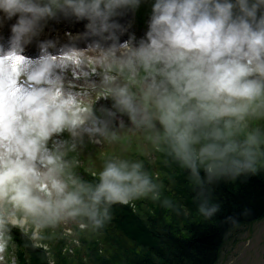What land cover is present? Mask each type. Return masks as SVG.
<instances>
[{
  "label": "clouds",
  "instance_id": "1",
  "mask_svg": "<svg viewBox=\"0 0 264 264\" xmlns=\"http://www.w3.org/2000/svg\"><path fill=\"white\" fill-rule=\"evenodd\" d=\"M141 0H0V23L12 21L9 56L22 52L49 21L84 23L98 89L112 100L104 119L76 111L61 95L66 57L49 52L20 65L26 87L0 94V264L11 229L32 237L77 220L103 228L112 205L154 189L140 163L112 160L89 184L68 153L83 137L116 139L113 120L164 142L197 183L264 168V0H154L138 41L122 19ZM127 35V39H123ZM2 50V46H0ZM82 55V53H81ZM124 128V120L119 119ZM70 134V141L59 139ZM94 142H99L98 139ZM217 206L201 207L211 216Z\"/></svg>",
  "mask_w": 264,
  "mask_h": 264
},
{
  "label": "trees",
  "instance_id": "2",
  "mask_svg": "<svg viewBox=\"0 0 264 264\" xmlns=\"http://www.w3.org/2000/svg\"><path fill=\"white\" fill-rule=\"evenodd\" d=\"M153 3L141 0L137 9L140 19L151 16ZM94 96V101L79 105L89 111L88 116L104 119L102 110L111 109L113 102L99 90ZM121 118L124 128L119 126ZM110 130L117 138L100 137L103 148L83 139L68 153L67 159L75 162L73 173L95 185L107 162L126 160L129 164L140 163L155 187L128 205H112V218L103 228L94 229L89 224L80 229L75 224L79 244L70 240L62 223L43 229L41 240L49 247L55 264H217L230 234L264 218V168L255 174L224 177L211 183L201 171L202 183H197L167 144H157L143 131L134 130L127 116L118 114ZM59 139L70 141V134L65 132ZM202 206H217V211L205 216ZM10 235L3 264H51L48 252L34 245L31 230L25 233L12 228ZM139 240L140 248L134 244Z\"/></svg>",
  "mask_w": 264,
  "mask_h": 264
},
{
  "label": "rangeland",
  "instance_id": "3",
  "mask_svg": "<svg viewBox=\"0 0 264 264\" xmlns=\"http://www.w3.org/2000/svg\"><path fill=\"white\" fill-rule=\"evenodd\" d=\"M71 20H56L49 21L44 28L42 34L35 38L32 43L27 45L22 52H17L15 56H9L11 49L6 53H0V94L7 96L8 93L18 91L22 87H26L27 82L21 72L20 65L24 60L37 59L41 55V42L53 41L54 48H50L49 52L53 55L62 56L66 52L71 50V55L65 56L66 67L59 69L57 74L61 76V95L71 97V102L75 105V109L81 112L86 118L88 117V110L80 107V103L90 100H95V92L98 89L92 87V85L99 84V77L92 70L93 65L89 61L93 58L94 54L90 53L87 49L89 41L84 39H77L81 33L84 32V23L72 24ZM122 23L131 22L129 33H134L139 40L144 33L143 30H139L135 23V20H131L130 17H124ZM12 21H4L0 23V35L5 26L11 25ZM2 37V36H0ZM128 37L124 36L123 39ZM82 53V55H81ZM87 59L88 63H81V58ZM81 88V89H80ZM77 102V104H75ZM100 137L89 138L88 135L83 137L84 140L90 139L94 145L99 148H103V142ZM98 139L99 142H94ZM65 227L66 233L70 235V240L75 244H79V240L76 238L73 226L78 224L77 220H70L62 223ZM41 232L36 236L33 242L34 245L41 246L48 252L51 264H55L54 259L49 253V247L45 245L40 237ZM224 243L222 251L217 264H264V218L260 221L239 227L227 238ZM138 243V244H137ZM136 247H141V240L134 243ZM134 245V246H135ZM127 259L130 258L129 255Z\"/></svg>",
  "mask_w": 264,
  "mask_h": 264
}]
</instances>
